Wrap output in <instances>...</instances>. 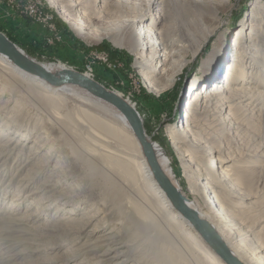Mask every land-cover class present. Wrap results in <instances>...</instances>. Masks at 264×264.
Returning a JSON list of instances; mask_svg holds the SVG:
<instances>
[{"label": "bare ground", "instance_id": "bare-ground-1", "mask_svg": "<svg viewBox=\"0 0 264 264\" xmlns=\"http://www.w3.org/2000/svg\"><path fill=\"white\" fill-rule=\"evenodd\" d=\"M147 2L144 10L140 9L133 18H125L120 11H113L112 0L51 1L80 39L88 43L109 39L115 46L126 48L133 54L134 67L142 85L148 91L158 93L173 83L175 75L181 70L184 57L179 51L187 49V40L193 43L200 25L201 30L195 43L208 22L212 26L206 34L210 33V28H217L218 20L214 23L211 19H219L217 14L224 7H219L212 0H191V15L195 20L185 26L192 27L199 21L196 24L199 27L192 33L180 28L176 36H169V30L164 27L160 35L156 36L152 25L156 23L155 20L161 21L165 13L161 11V16L153 17L158 0ZM263 14L264 5L255 6L248 23L249 33L243 32L247 24L242 21L228 44L219 45L217 50L210 53L200 67L201 75L192 79L193 88L189 89L190 95L185 101V117L181 125L168 128V137L178 158L186 163V167L190 166L196 171L195 177L192 173L191 177L188 176L190 192L200 196L206 209L210 208L212 213L200 209L181 193L167 156L145 133L153 144L155 160L163 174L185 197L187 205L201 219L209 222L242 264H264V242L258 237L264 229V224L261 225L264 219L246 225L245 220L238 221V217L233 214L251 210V216L258 217L261 208L256 207V203H244L257 198V195L241 194V191L243 194L251 193L253 178L248 173L257 166L250 163L247 167H235L237 172L233 173L236 183H232L230 175L233 173L229 174L228 169L234 166L230 165L223 148L207 146L206 143L212 142L205 141L200 146L201 160L191 152V148L199 125L217 128L224 114L233 119L238 115L237 110L251 108L264 97V66L261 65L264 60V38L258 36L259 24L264 23ZM149 18L150 23L146 25ZM200 44L198 42L196 45L198 50ZM247 50L249 57L246 59ZM229 55L234 57L232 61L228 59ZM249 58H259V62H249ZM174 60L179 61L176 69L172 65ZM43 66L53 75L66 70L62 65L56 70L49 65ZM219 74L220 78L222 76L220 82ZM249 75L250 79L260 81L257 87L254 85L255 88H250L247 85ZM84 76L91 79L87 73ZM210 81L212 85L202 92V87ZM1 96H8L4 104L9 107L11 105V110L16 107L14 112H19L23 106L34 112L37 119H44V140L59 145L58 153L62 155H59L62 160H58L53 169L62 168L64 171L59 175L63 178L57 177L59 180L56 184L63 181L68 183L70 180H74L75 184L69 194L54 197L56 205L69 204L75 198L81 206H95L92 218L96 222L88 221L80 229L87 235L82 244L83 254L93 253L105 264H224L191 223L173 208L159 188L128 122L119 111L79 86L52 87L23 72L0 54ZM199 103L203 104L204 112L199 122H195ZM37 140H42V137ZM66 163L67 167L64 166ZM225 182L241 194L240 202L235 201L230 192L232 189L229 191ZM239 182L242 188H239ZM78 208L76 206L67 210L69 217L79 212ZM75 225L80 223L75 222ZM107 226L109 228L106 229Z\"/></svg>", "mask_w": 264, "mask_h": 264}, {"label": "rangeland", "instance_id": "rangeland-1", "mask_svg": "<svg viewBox=\"0 0 264 264\" xmlns=\"http://www.w3.org/2000/svg\"><path fill=\"white\" fill-rule=\"evenodd\" d=\"M51 1L0 0V32L30 59L49 65L55 70L62 65L68 70L87 73L91 80L126 100L140 115L147 136L157 143L167 156L176 181L181 187V193L200 209L212 213L210 208L206 209L200 196L190 192L188 176L191 177L192 173L195 177L196 171L190 166L186 167V163L178 158L168 137V128L176 124L181 125L185 117L183 110L185 101L190 95L189 89L193 88L192 79L201 75L200 67L210 53L217 50L219 45L226 46L242 21L247 24L243 32L249 33L251 10L255 6L264 5V0H228L227 3L226 0H212L219 7L222 5L224 7L217 14L219 19H211L214 23L218 20V26L210 28V33L206 34L205 32L212 26L208 22L196 43L194 41L201 30V25L196 26L199 21L192 27L185 26L195 20L191 15V0H158L153 17L161 16V11L165 15L161 21L155 20L156 23L152 25L156 36L160 35L164 27L169 30V36H176L182 28L192 33L199 27L193 43L188 39L187 49L179 51L184 57L183 66L175 75L173 83L158 93L150 92L142 85L134 67L133 54L126 48L115 46L109 39L94 43L80 39ZM112 1L113 11H120L125 18H133L140 9L144 10L148 3V0ZM149 23L150 18L145 24ZM258 36L264 38L263 22L259 24ZM198 42H201L199 50L196 48ZM257 42L258 40L256 45ZM252 49L254 51V47ZM248 52L247 50L246 59L249 57ZM233 53L234 51L232 55ZM228 59L232 61L234 57L229 55ZM248 61L257 63L259 58L253 60L249 58ZM262 62L261 65L264 66V60ZM172 65L176 69L179 61L174 60ZM220 74L219 82L222 79ZM253 79H250V75L247 79L250 88H255L260 83L259 80ZM211 83L210 81L205 84L202 92L206 91ZM7 97H0V264H105L93 253L83 254L82 244L87 235L80 229H83V224L86 226L88 221L96 222L92 218L95 206L86 208L77 204L75 198L69 204L56 205L53 201L56 195H66L74 190L75 183L74 180H70L68 183L63 181L56 184L63 178L59 175L64 170L53 168L58 160H62L60 158L62 155L58 153L59 145H54L43 138L45 120L42 118L40 120V117L37 119L34 112L22 105L19 112H14L16 107L11 110V105L9 107L4 104L9 99ZM263 98L251 108L237 110L238 115L233 119L224 114L217 128L210 129L205 124L202 127L199 125L191 148V152L199 160L202 152L200 146L205 141L212 142L206 143L207 146L223 148L230 165L234 166L228 169L229 174L233 171L236 173L237 170L234 168L237 166L247 167L251 165L250 163L256 164L254 171L248 173L253 178L251 193L243 194L241 191V194L257 195V198L243 202L247 205L256 203V207L261 208L260 213L257 218L251 216V210L233 213L238 217V221L245 220L246 225H253V221L256 224L257 220L264 219ZM203 107V104L199 103L194 116L195 122L202 118ZM41 121L43 122L40 123ZM39 136L42 140L38 141ZM64 166L67 167L68 164ZM234 177V173L230 175L232 183H236ZM225 184L229 191L232 189L230 192L235 201L240 202L241 194L239 195L230 183ZM237 184L239 188L243 187L240 182ZM76 206L80 208L79 212L69 217L66 211ZM75 222H79L80 225H75ZM263 224L261 222V225ZM258 237L264 242V229Z\"/></svg>", "mask_w": 264, "mask_h": 264}, {"label": "water", "instance_id": "water-1", "mask_svg": "<svg viewBox=\"0 0 264 264\" xmlns=\"http://www.w3.org/2000/svg\"><path fill=\"white\" fill-rule=\"evenodd\" d=\"M0 54L7 57L17 68L25 73L37 77L52 87L76 85L88 91L94 97L109 104L119 111L128 122L132 133L139 144L143 156L151 168L153 177L159 188L173 208L188 222L207 244L210 250L224 264H242L222 242L208 221L201 219L198 213L190 208L185 197L173 186L159 168L153 151V144L146 137L142 120L137 111L121 97L105 89L97 82L87 78L82 73L72 70H63L59 75L51 74L42 64L30 59L16 45L9 41L0 32Z\"/></svg>", "mask_w": 264, "mask_h": 264}, {"label": "trees", "instance_id": "trees-1", "mask_svg": "<svg viewBox=\"0 0 264 264\" xmlns=\"http://www.w3.org/2000/svg\"><path fill=\"white\" fill-rule=\"evenodd\" d=\"M8 38V37H7Z\"/></svg>", "mask_w": 264, "mask_h": 264}]
</instances>
